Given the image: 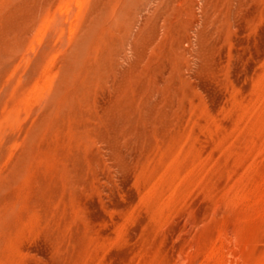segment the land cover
Here are the masks:
<instances>
[{
	"label": "rangeland",
	"instance_id": "1",
	"mask_svg": "<svg viewBox=\"0 0 264 264\" xmlns=\"http://www.w3.org/2000/svg\"><path fill=\"white\" fill-rule=\"evenodd\" d=\"M0 264H264V0H0Z\"/></svg>",
	"mask_w": 264,
	"mask_h": 264
}]
</instances>
